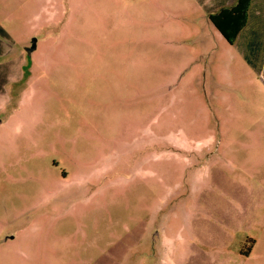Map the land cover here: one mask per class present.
I'll return each instance as SVG.
<instances>
[{
  "label": "rangeland",
  "instance_id": "rangeland-1",
  "mask_svg": "<svg viewBox=\"0 0 264 264\" xmlns=\"http://www.w3.org/2000/svg\"><path fill=\"white\" fill-rule=\"evenodd\" d=\"M158 6L0 0V264H264V71Z\"/></svg>",
  "mask_w": 264,
  "mask_h": 264
},
{
  "label": "trees",
  "instance_id": "trees-1",
  "mask_svg": "<svg viewBox=\"0 0 264 264\" xmlns=\"http://www.w3.org/2000/svg\"><path fill=\"white\" fill-rule=\"evenodd\" d=\"M256 1L258 0H238L232 8L210 14L209 20L229 43H236L247 64L261 75L264 71V11L258 15L253 27L249 31L245 30L249 17L253 15L251 12L264 8V0H259L262 6L254 5Z\"/></svg>",
  "mask_w": 264,
  "mask_h": 264
},
{
  "label": "crops",
  "instance_id": "crops-1",
  "mask_svg": "<svg viewBox=\"0 0 264 264\" xmlns=\"http://www.w3.org/2000/svg\"><path fill=\"white\" fill-rule=\"evenodd\" d=\"M118 1L129 6L132 3L137 4L140 0ZM198 1L203 5L207 12L213 14L220 12L222 9L232 8L238 2V0H207L206 3H204L205 0ZM104 2L105 4L110 5V0H63L65 7V29H70L72 31L79 32L81 30L91 27L95 21V15L92 14V9L102 5ZM158 4L159 6L157 7V9H166L168 7L167 0H158ZM254 5L262 6L259 0L254 2ZM150 10L156 9L150 8ZM52 25H54V23H52ZM0 28L4 29L1 23ZM46 28H49V25H47ZM2 36L6 38L7 41L15 40L13 34L10 32L4 31V33H2ZM3 58H5V55L0 53V67H2L1 62L2 60H4ZM12 239H14V237H12Z\"/></svg>",
  "mask_w": 264,
  "mask_h": 264
}]
</instances>
